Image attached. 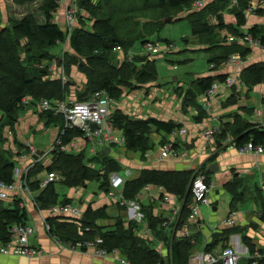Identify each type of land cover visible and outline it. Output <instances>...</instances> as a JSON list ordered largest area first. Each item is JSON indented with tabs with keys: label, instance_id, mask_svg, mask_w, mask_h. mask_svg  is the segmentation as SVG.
<instances>
[{
	"label": "crops",
	"instance_id": "1",
	"mask_svg": "<svg viewBox=\"0 0 264 264\" xmlns=\"http://www.w3.org/2000/svg\"><path fill=\"white\" fill-rule=\"evenodd\" d=\"M214 1L217 2L219 0ZM65 3L66 2L60 4V8H58V10L56 8L52 13V20L61 27L64 26ZM236 8H238V6L231 7L228 4L223 10L219 11L217 16H215V20L212 23V26L215 28L213 32L216 34L214 41L210 42L206 40L204 37L205 34L194 35L192 33V35L197 37V44L205 45V49H212L213 46L216 45L220 46L219 51H215V53L209 57L208 62H210L212 58L225 53L228 48L234 49L230 54L238 53L241 56V61L239 63H225L223 60L214 68H210L209 66L207 72L194 76L197 77V79L194 78L193 75L187 76L188 80L195 84L208 77H213L214 83L220 84L219 91L216 93L215 97L211 99L208 107L204 108L201 104L204 92L196 94L195 96L199 111L193 106H189L188 103L184 104L185 106L187 105L190 115L183 114L182 107L184 105H182L179 98H175L176 95L174 96V94L172 95L174 97H170L168 93L166 95L164 94L162 103L150 110L141 108L137 103L135 105L137 108L135 112L137 111V113H141L142 111L145 113L146 110L150 112L149 115L145 116L136 114L138 119L156 118L163 121H173L175 124H179V127H184L186 132L182 135H178L175 139V143L176 145H180L178 148L187 150V156L180 158L160 157V145L170 136V133L163 131L151 132L155 138L149 135L150 148L146 151L144 156L138 151H132L130 155H125L124 153L116 155V151L123 150V146H110L105 148L107 149V153L114 159H117L120 164L121 169L115 172L123 174V170H130L128 179L137 177L142 169L193 170L194 174L203 173L212 183V187L208 193L209 203L202 204L204 208L208 210L207 217H204L201 212V207H199V221H192L189 217V204L191 200L186 206L185 211L187 214L184 215V196L171 193L163 186L165 191L172 195V200L169 203L162 201L160 194L157 193L158 185H149L150 188L148 191L142 192L140 198H135L139 205L138 212L136 209H130L128 211L126 205H121L119 203L120 191L113 189L110 184L108 188H100L99 183L95 182L94 185L100 189V193L98 195L95 193L88 195L85 189L90 182L80 187H68L59 182V180L55 183V191L60 198H69L72 204L80 208L82 216L88 207L92 209L100 207L105 208L108 214L113 206L117 211H121L120 215L117 214L108 220H101L99 224H109L116 219L123 220L125 225H128L129 222L136 224L137 228L135 229V234L139 238L145 240L152 249L158 252L166 264H172V248L175 243H179L181 248L183 247L182 249L185 247L183 245L189 244L187 248L188 260L194 253L204 250H209L214 254L220 253L226 246L233 247L239 253L238 264H247L248 258L250 257H254V259L259 258L254 256L256 252L261 253L262 256L264 255V154H240L235 150L225 149L223 145V139L226 136L235 139L233 132L231 129H228V127L231 128L238 122L241 124L247 123L254 127L264 129V113L258 115L255 112L258 106L264 107V80L253 84L247 83L245 80L248 76L246 70L249 66L254 64L264 65V50L243 44L239 39L240 35L236 34L234 31L237 29L238 32L244 33L248 32L251 27L258 26V28L264 32V10L255 13H247L243 10L244 22L239 25L235 15ZM198 11L192 10L190 7L188 9V14ZM86 13L87 11L82 8L80 16L86 17V27L90 28L92 21L88 20L89 18ZM220 21L223 23V26L217 25ZM57 45H59V47L64 45L65 47H63V49L69 51L70 43L67 41L64 44L58 43L55 46ZM244 49H248L249 51L241 55L240 52ZM117 51L118 49L116 52ZM121 52L122 51L119 53ZM130 52L128 55L132 54ZM123 55L126 56L127 54L124 53ZM138 56L143 58L146 55ZM55 58V61H57L58 58ZM119 58L117 59L118 64L125 61L123 60L124 56ZM133 59L134 58L130 61ZM52 69L51 66H48V71H52ZM227 76H233L235 82L229 86H223L225 79L222 81L221 78ZM175 77L176 79H174V81H177L178 77ZM82 80L84 81L85 79L83 78ZM154 81L150 84L154 85ZM82 82L78 83L76 86L79 89L75 88L73 85L70 86L64 99H77V92L82 89ZM67 83L70 84V81H67ZM149 94L150 93L146 92L144 103L147 102L146 98ZM128 95L130 97L131 94ZM128 104L130 105V103ZM158 106L161 107L159 108ZM200 110L204 111L207 116L198 119ZM121 112L123 113V111ZM159 112L162 113L160 116L157 115ZM18 114L20 121L16 126V136L13 137L11 135L12 133L9 132L10 135L4 137L5 148L10 150V158L18 163L20 167H24L33 162L32 156L28 152L27 144L33 145L36 151L38 149L41 150V145L46 146L48 143V145H50L58 133L59 125L53 121H48L41 115L37 101L33 102L30 100V105H23V109ZM1 115L2 113L0 112V116ZM168 115H171V117H166ZM6 126L8 127V125ZM206 126H216L219 132L215 133L212 137H207L203 133ZM223 127L226 128V133L221 137L219 134ZM29 132H31V134ZM36 133L48 135L49 142H44L40 137L36 138ZM118 133L122 132L119 130ZM79 137L80 136H75L71 139V141L75 143L76 148L69 149L65 152L77 154L84 151L86 157L93 156L90 154V144H87L88 141L85 143V140ZM185 144H192V147L187 148L184 146ZM21 146L22 148H20ZM126 151L131 150L126 149ZM53 153L54 152L51 153L50 159L47 160L46 157H44L36 163L44 167L49 165L53 159ZM211 163H216L217 166L209 170L208 166ZM86 164L90 167H98V165L93 162L87 161ZM39 174L45 175L47 171L44 170ZM39 174L37 176H39ZM237 180L240 184L234 186L233 183L237 182ZM255 180H259L261 183L259 189H257L260 200L249 204L244 203L245 194H247L246 189L249 190L251 188L249 183ZM58 184L67 187L69 191L60 194L57 188ZM227 189L231 192L228 212L225 215L224 213L218 215L216 211L219 195ZM232 200L233 205L230 206ZM0 203L1 206L7 209L18 206L25 211L27 217L26 223L32 224L35 229V233L30 237V244L40 250V253L32 257L0 254V264H121L119 257H124V255L118 249H115L117 251L115 255L100 256L97 255L93 249H81V247L72 248L69 242H60L46 230L43 224L42 217L46 215V213L38 211L32 203L30 196L21 190L6 191V197L0 198ZM172 204H176L179 207V219L176 223L164 225V221L171 214ZM139 214H141L140 219L137 218ZM51 217L70 223H75L77 221L76 217L67 215ZM227 219H232L234 222L228 223L226 222ZM97 238L99 237L95 239ZM211 242H213V244H211ZM208 244L211 245L206 248ZM248 245L254 247L253 254L250 253ZM253 261L257 264L256 260Z\"/></svg>",
	"mask_w": 264,
	"mask_h": 264
},
{
	"label": "trees",
	"instance_id": "2",
	"mask_svg": "<svg viewBox=\"0 0 264 264\" xmlns=\"http://www.w3.org/2000/svg\"><path fill=\"white\" fill-rule=\"evenodd\" d=\"M19 1L20 3H31L36 0ZM79 1L80 6L87 11L88 20L92 21V25L90 28L86 27V17L79 15V23L72 29L69 43L74 51L72 62H76V56L86 57L84 61H77L79 68L86 72L85 87L77 92V100H86L95 91L100 90L116 99L120 86L128 84L132 78L143 83L154 81L157 75L155 62H145L141 69H137L138 57H134L132 61H123L118 65L117 60L113 63L116 47H121L125 54H129L130 49L136 43L143 45L146 41L154 40L152 38L160 30L162 20L169 15L177 14L184 6L189 9L193 0ZM247 2L248 0H239L238 8L235 9L239 25L244 22L243 10ZM228 4L229 0L212 1L198 12L190 13L187 17L192 25V33L194 35L205 34L206 40L214 41L216 34L213 31L215 28L208 25L207 16H217L219 11ZM57 6V0H41L40 7L44 15L42 22H38L36 16L29 12L14 22L11 28L0 30V112L2 117H5V121L1 122L2 126H13L18 113L23 109L22 99L24 97L30 98L33 102H38L41 99L50 101L64 99L68 83H63L60 77L50 78L48 65L40 66L42 60L53 57L49 51L50 48L66 41V31L52 20V13ZM217 25L223 26V23L220 21ZM234 31L240 36L243 34L237 29ZM248 32L258 36L264 43V32L258 26L251 27ZM21 38H26L28 41L25 46L24 58L20 54ZM233 50L228 48L225 53L212 58L209 63L214 62L217 66L220 61H225ZM248 51V49H244L240 53L244 55ZM141 58L139 56V59ZM246 73L248 74L245 78L247 83L261 82L264 80V65L249 66ZM221 79L223 81L225 78ZM213 83V77L204 78L196 82L195 90L189 91V93L195 97L196 94L209 89ZM41 115L48 121L58 123L59 127L63 124V117L52 111H43ZM206 116V113L200 110L198 119ZM111 119L125 137V149L138 151L142 156L150 148L149 133L152 131L171 133L179 127V124L177 125L173 121L156 118L133 120L119 109L112 112ZM0 121L2 120L0 119ZM228 129L233 132L237 144L252 141L255 144L264 145V129L239 122ZM220 131L219 135L223 137L226 128L223 127ZM81 134L77 129L68 130L63 137V143H68L73 137ZM87 161L97 164L98 167L88 166ZM15 163L9 154H0V181L4 183L12 181ZM120 169L119 162L111 157L105 149L90 158L85 157L84 151L72 154L57 149L54 151L53 159L49 165L44 167L36 163L29 170L27 185L40 209L46 210L51 205L70 202V199L60 198L55 191L57 180L50 182L45 187H40L41 176H37L40 172L44 170L47 173L56 172L59 182L68 187H80L91 181H96L100 188H108L109 174ZM194 175L193 170L142 169L137 177L126 180L122 192L123 197L133 200L144 186L160 185L171 193L184 196L183 214L186 215V206L191 200L188 185ZM206 182H209L207 177ZM232 205L233 200L230 202V206ZM83 217L84 221L77 219L75 223L49 217L47 221L50 229L47 231L60 242H69L72 246L99 237V247L105 248L109 252L118 249L131 264H166L158 252L135 234L136 224L129 222L128 225H124V221L121 219H116L109 225L99 224V221L110 218L105 208L102 207L97 209L88 207L84 211ZM26 221L27 217L23 209L18 206L7 209L0 203V243L9 239L12 225L25 224ZM211 244H208L206 248ZM183 246H185L184 249L179 243L173 245L172 264L187 263L189 244ZM248 247L250 253L253 254L254 247L251 245ZM81 249H85V247L81 246ZM253 260H256L257 264H264V255L257 259L248 258L247 264L252 263ZM216 264H221V262Z\"/></svg>",
	"mask_w": 264,
	"mask_h": 264
},
{
	"label": "built area",
	"instance_id": "3",
	"mask_svg": "<svg viewBox=\"0 0 264 264\" xmlns=\"http://www.w3.org/2000/svg\"><path fill=\"white\" fill-rule=\"evenodd\" d=\"M214 0H193L191 4L192 10H200L206 5ZM66 2L65 12H64V26L63 29L66 31V39H69L72 29L79 23V15L82 12V7L79 4V0H57L58 5ZM239 0H229V5L231 7L238 6ZM264 10V0H248L244 12L255 13L257 11ZM240 41L243 44L249 45L251 47H258L264 50V43L260 40L258 36H254L249 32H244L240 37ZM167 43H160L156 40H149L143 44L144 49L148 52V55L156 54L157 52H163L164 48H167ZM166 46V47H165ZM164 47V48H163ZM118 49V47H117ZM132 57L127 55L123 60L130 61ZM241 61V56L238 53L230 54L225 60V63H239ZM210 68L216 67L214 62L209 64ZM235 82L233 76L225 77V82L223 86H229ZM220 84L213 83L209 89H207L201 100V104L206 108L210 104V101L215 97L216 93L219 91ZM30 98L24 97L22 99V104L25 105L29 103ZM113 104V98L110 97L105 91H95L86 100H56L50 101L47 99H41L37 102L38 108L41 112L52 111L54 114L61 115L63 117V124L59 127V131L49 147L40 150V154L37 159H33V162L20 167L18 163H15L12 172V181L10 183H4L0 181V198L6 197V191H14L18 189L30 196L34 203V206L38 211L46 213L42 217L43 224L46 230L50 229L49 222L47 218L51 216H72L79 219L82 216V211L79 207L72 204L71 202L57 203L51 205L46 210L40 209L37 202L34 199L32 191H30L27 185L28 172L36 162L40 159L46 157V155L54 152L55 150L67 151L69 149L76 148L73 141L68 143H63V137L66 135L68 130L77 129L82 134L79 138L83 140H88L91 142L92 146L90 148V154L95 155L97 151L103 150L104 146H124L125 137L122 133H118V129L114 125L111 119V107ZM256 114L261 115L264 113V107L258 106L255 109ZM90 122L97 124V129L93 130L90 126ZM186 132L184 127H179L170 133L169 138L160 145V157L166 158H180L187 156V150L178 148L180 145H176L175 139L178 135H182ZM219 132L216 126H206L203 133L207 137H212L215 133ZM223 145L225 149L235 150L240 154H264V145L261 143H253L252 141H247L242 144H237L234 138L226 136L223 139ZM28 152L32 156L36 153V148L27 144ZM130 176V170H123V174L120 172H111L109 174V184L115 189L119 190L121 195L119 203L121 205H126L128 211L130 209H136L139 212L138 201L129 200L123 197L122 192L124 184L128 177ZM58 180V175L56 172H48L43 176L40 181V187H45L52 181ZM212 187V183L206 182V176L203 173H196L189 184L191 201L190 207V219L194 222L199 221V207L202 204H208V193ZM149 185L144 186L139 193L136 194L135 198H140L142 192L149 190ZM157 193L160 194L162 201L169 203L172 200V195L165 191V189L158 185ZM171 214L164 221V225L168 223H176L179 219V207L176 204H172ZM137 214V213H136ZM138 219L141 218V214L137 215ZM226 222H234L232 219H227ZM35 233L34 226L30 223L25 224H14L10 228L9 239L6 242L0 243V254H12L21 255L26 257H32L38 253L40 250L31 246L30 237ZM99 238L96 241H83L77 243L75 246L70 245V247H85L93 249L97 255L100 256H111L117 253L116 250L111 252L107 251L105 248L99 247ZM256 257H261L262 254L256 252L254 254ZM239 253L231 246H226L222 249L220 253L214 254L209 250H204L198 253H194L188 260L186 264H216L221 262V264H238ZM121 264H131L125 257H119ZM255 264V261L252 262Z\"/></svg>",
	"mask_w": 264,
	"mask_h": 264
},
{
	"label": "rangeland",
	"instance_id": "4",
	"mask_svg": "<svg viewBox=\"0 0 264 264\" xmlns=\"http://www.w3.org/2000/svg\"><path fill=\"white\" fill-rule=\"evenodd\" d=\"M40 5H41V0H36L31 3H20L19 0H0V30L3 28H11L14 22H16L17 20H20L23 16H25L29 12H32L36 16L38 22H42L44 20V15H43V12L41 11L42 8L40 7ZM58 8H60V5L57 6V10ZM188 15H189L188 7L184 6L182 10L178 12L177 14L169 15V16H172V20L163 22L161 24L160 30L153 36V39L156 41H159L162 44L164 43L168 44L167 48L163 47L164 48L163 52H157L156 53L157 55L156 54L148 55V52L144 49L143 45L141 46L140 43L135 44L130 49L131 52L130 51L129 52L132 53L130 54V56L132 58L138 57L137 69H141V67L143 66V63L145 62H149V63L155 62L157 77H156V80L154 81V85L150 84V83H153V81L143 83L133 78L130 79L128 84L121 85L119 89V93H117L116 99H113L111 112L117 109H121L120 111H123V113H125L131 118H138L136 114L137 115L140 114L143 116L149 115L150 114L149 110L153 109L156 105L161 104L164 99L163 98L164 94L166 95L167 93L170 94V97H174L176 95L175 98L176 97L179 98L182 105H184L185 103H188L189 106H193L194 108H196L197 111H199V107L198 105H196L195 97H192L189 93V91L195 90V83L190 82L187 76L193 75L194 77L195 75H199L201 73L207 72L209 70L208 59L211 55L215 53V51H219L220 46L216 45V46H213L212 49H205L206 48L204 47L205 45L197 44V39H196L197 37L192 35V25L189 19L185 18ZM214 20H215V17L207 16L208 25L210 27L212 26V23L214 22ZM204 37L206 38L205 35ZM165 40H167V42H165ZM66 41L69 42V39H66ZM66 41L62 43L64 44L66 43ZM27 42L28 41L26 38L20 39V54L22 58H24L26 54L25 46ZM63 47L65 46L62 45L59 47V45H57L53 48H50L49 51L53 55V57H51L48 60H42L40 66L43 67L45 65H48V66H51V68H53L52 71H49L50 78L53 79L56 77H60L63 83L70 81V84H68L67 91L70 89V86L72 85L75 88H77L76 87L77 84L81 83L83 81L82 79L84 78L85 80L82 82V89H83L86 83V72L84 69L82 70L81 68H79L77 61L78 60L84 61L86 57L76 56L77 57L76 62H72L74 51L72 50L71 47H69V51H65ZM116 50H117V47H116ZM120 51L122 52L119 53ZM124 53H125L124 50L121 47H118V51L116 52V55L114 56L113 63H115V60H117L119 57L124 56V58H126L128 54L125 56L123 55ZM138 55H146V56H144V58L139 59ZM55 57L59 58L60 66L58 65V59L57 61H55L56 59ZM175 76L178 77L177 81H174ZM194 78L197 79V77H194ZM146 92L150 94L146 98L147 102L144 103L143 101H144ZM128 94H131L130 97ZM173 94L174 96H172ZM128 103H130V105ZM136 103L141 108L149 109V110L148 111L146 110L147 112L145 111V113L144 111H142L141 113H137V111L135 112V110L137 109L135 107ZM29 105H30V102L25 104L24 106H29ZM158 107L160 108L161 106H158ZM187 108H188L187 105L186 106L184 105L182 107L183 114L190 115V113L188 112L189 109ZM161 114H162L161 112L157 113V115L159 116ZM166 117H171V115L170 116L168 115ZM0 119L2 120L0 121V154L3 153V154L10 155L11 153L10 150L8 148H5V138L4 137H8L10 135L9 132L12 133L11 135L13 137L16 136V126L18 125V122L20 121L19 114L13 126H9V125L8 127L6 125L2 126L1 122L5 121V117H2L1 115ZM29 133L31 134V132ZM149 135L155 138V136H153L152 133H149ZM35 136L36 138L40 137V139H42L44 142H47V143L49 142L48 135H43V134L40 135L39 133H36ZM149 139L150 138H148V143H149ZM86 141L88 140H85V143H87ZM87 144H90V148H91L92 146L91 142L88 141ZM50 145H48L47 147H49ZM46 146L41 145L40 146L41 150L46 148ZM106 147L104 146V149ZM20 148H22V146ZM122 149L123 150H120V151L117 150L115 154L116 155L121 154V153H124L125 155L132 154V151H126L124 146ZM103 150H100L97 152H101ZM50 157H51V153L46 155L47 160L50 159ZM86 158H90V156ZM39 176H41V179H42L44 175L39 174ZM95 182L96 181H91L87 185L85 192L88 195L92 193H95L98 195L100 193V189L94 185ZM233 184L234 186L235 185L237 186L238 184H240V182L237 180V182H234ZM249 185L251 186V188L249 190L246 189L247 194H245L246 196L244 199V203H248V204L252 202L254 203L257 200L258 201L260 200L257 189H259L261 183L259 182V180H255V181L250 182ZM57 188L59 189L60 194L67 193V191H69L67 187L61 184H58ZM249 195L251 198L249 197ZM230 198H231V192L228 189L219 195L216 214L219 215L220 213L221 214L224 213L225 215L228 212ZM200 207H201V212L204 215V217H207L208 210H206L203 205ZM120 212L121 211H117L116 208L114 209V206H113L112 210L109 212L110 218H113V216L117 214L120 215ZM99 223L101 222L99 221ZM109 224H106V225H109ZM92 241H96V239ZM199 244H202V243H199Z\"/></svg>",
	"mask_w": 264,
	"mask_h": 264
},
{
	"label": "water",
	"instance_id": "5",
	"mask_svg": "<svg viewBox=\"0 0 264 264\" xmlns=\"http://www.w3.org/2000/svg\"><path fill=\"white\" fill-rule=\"evenodd\" d=\"M170 20H172V16H168V17L164 18L162 21H163V22H167V21H170ZM58 65H60L59 58H58ZM174 79H176V77H174ZM190 79H192V78H190ZM131 119L134 120L135 118H131ZM90 126H91V128H92L93 130L97 129V124L94 123V122H90ZM184 146H186L187 148H190V147H192V144H190V145L185 144ZM105 151L107 152V149H105ZM40 152H41V151L38 149V150L36 151V153L32 155V158H33V159H37V157H38V155L40 154ZM216 166H217L216 163H211V164L208 166V169H209V170H212V168H216ZM80 220H81V221H84V217L82 216V217L80 218Z\"/></svg>",
	"mask_w": 264,
	"mask_h": 264
}]
</instances>
